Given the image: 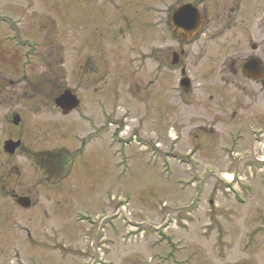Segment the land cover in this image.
<instances>
[{"label": "rangeland", "instance_id": "1", "mask_svg": "<svg viewBox=\"0 0 264 264\" xmlns=\"http://www.w3.org/2000/svg\"><path fill=\"white\" fill-rule=\"evenodd\" d=\"M172 1H163V16ZM108 3L0 0L2 58L30 53L26 70L19 62L6 74L9 64H0L1 75L14 82L3 86L0 142L19 136L31 151L3 158V167H10L5 180L31 190L38 201L33 211L60 215L43 222L61 233V242L82 250L95 238L93 251L108 243L102 247L112 250L114 264H264V94L251 112L258 119L247 123L255 127L239 130L245 112L235 105L238 96L221 89L230 78L221 73L224 61L234 56L239 66L250 54L264 60V8L249 4L236 14L230 0L224 10V4L209 6L208 20L215 23L185 47L193 86L185 107L170 91L179 72L172 78L165 72L157 100L153 12L139 22L138 12L126 10L129 21H119ZM224 11L236 24L223 41L218 20ZM162 35L164 54L178 50L165 28ZM253 46L261 52L253 53ZM65 90L81 101L66 117L55 105ZM20 112L32 134L7 133V119ZM47 152L52 160L66 157L68 166L43 169ZM12 210L1 203L0 220ZM37 212L25 218L37 230L33 237L43 233V212ZM77 217L97 223L79 225ZM22 241L15 244L16 237L0 228V264H26L30 251L21 249L17 257L10 250ZM35 253L40 264H59L55 254Z\"/></svg>", "mask_w": 264, "mask_h": 264}, {"label": "flooded vegetation", "instance_id": "2", "mask_svg": "<svg viewBox=\"0 0 264 264\" xmlns=\"http://www.w3.org/2000/svg\"><path fill=\"white\" fill-rule=\"evenodd\" d=\"M81 3L83 0H80ZM101 0H99L100 2ZM103 1V0H102ZM142 2H139L137 0H109L108 6L113 7L114 10L118 11V15L120 18H122L123 21H128L127 15L125 13L126 10H132L133 12H138L136 15V20L139 22H142L143 19V13H148L152 11L153 13L151 15L154 16V21L150 26H153V30H155V37L156 39V48H155V54H154V61L156 63L155 68V75H154V84L156 87L157 92V100H161L163 97V75L166 71H168L171 75L170 77H174V73H180V78L176 79V83L171 86L170 91L173 94L174 99L176 101H180L185 107L191 106V104H185L183 100L186 102L188 101V97L193 93V89L189 93H185L180 88V80L182 79V75L187 76L188 75V64L185 63L186 60H188L189 55L187 54V48L190 46V44L194 41V39H191L189 37V30L181 28L178 25L173 24V15L174 12L180 8L186 7V6H192L196 10H198L204 19L203 29L201 31V34L198 36V39L206 35V33H202L203 30H206V26H210L212 23H215L214 20H208V8L209 6L220 7V5L224 4L223 10L227 9V3H225V0H173L172 4L175 3V5L170 6L169 9H167L166 15L163 16V7L164 0H155L151 3H146L147 0H141ZM149 1V0H148ZM167 1V0H166ZM231 1V10L233 13L236 14H242L245 13L246 7L251 4V6L256 5L259 7L264 8V0H230ZM169 3V4H170ZM102 5H104L102 3ZM126 6H128V9H126ZM232 14L228 15L226 11H224V14H221L220 19L218 20L220 27H219V37L220 40H226L230 34V32L233 28H235L234 24H236V19H233L231 17ZM149 16V15H148ZM264 17V15H263ZM260 21H264V18H261ZM233 26V28H232ZM166 29V32L169 34L171 40L174 42V45L178 46V50H168V54H164L162 51V39H163V29ZM151 30V29H150ZM232 36V35H231ZM207 38V37H206ZM187 47V48H185ZM261 52V48L258 46L252 47L253 53ZM28 54V55H27ZM30 53H24L21 56L12 57L10 60H7L5 58H2V55L0 54V64L3 63L6 65L9 64V66H6L8 68H5L9 73L6 74H12L15 73L14 69L18 68L19 62L23 64V67L26 70V66L30 63L28 59H30ZM259 61V62H258ZM239 66L236 62V58L231 57V61L227 60L224 61L223 66L221 68V73H226L228 77H230L228 80L224 81L222 83L221 89L224 91L225 88L230 87L232 90H234L237 99L235 100V105L238 107V111L243 110L245 114H241L240 118L235 113L232 115V118H239L238 123H240L239 130H250L251 128L255 127L253 124L250 126L247 125L248 122L253 123L254 119L257 117L252 118L253 110L255 109V106H258V99L259 96L264 94V60L259 55L250 54L247 55L246 58L243 60V62H239ZM252 65V67H249ZM2 68V72H3ZM186 73V74H185ZM251 76V77H249ZM255 78V79H254ZM257 78V79H256ZM232 80V81H231ZM5 82V84L3 83ZM7 82V83H6ZM8 85L12 86L14 85V82L11 79L6 78L5 76L1 75L0 73V106L1 103H3V86L7 87ZM234 105V107H235ZM195 106V105H193ZM219 108V107H218ZM221 109V108H219ZM248 111L250 112L249 114ZM15 115H19L21 118V122L18 126H15L13 124V118ZM258 119V118H257ZM256 120V119H255ZM28 125V126H27ZM247 125V126H246ZM13 126V127H12ZM29 127L28 122H26L24 115L20 113H15L13 116H11L9 119H7V133H10V128H13L15 132H19L18 134H23V129L25 134H32V129H27ZM2 133L0 129V134ZM12 134V133H11ZM17 137H13L12 135L7 138V140L0 142V205L1 203H7L9 204L13 210L11 213H6L4 215V218L0 220V228L4 229L5 232H11L13 237H16V241L18 244V241L23 240L21 243V248H18L17 245L11 246L10 250L14 252V254L18 257L19 251L21 249L30 251L29 259H27L26 264H40V256L41 254H36L35 252L41 251L42 249L46 251L48 254H55L57 257L59 256V264H67V260L72 263V259L74 260V264H80L79 260L82 261V257H84V260L87 259L88 262L86 264H114V260L109 259L111 256L112 250H106L102 246H106L108 243L100 244V246L96 247L95 251H93V246L95 245V238L93 239V242L85 243L84 250H78L76 247L71 248L66 245L65 242H61L58 238L60 237L61 233L56 230L55 228H48L47 226H44L46 222L43 221H53L54 219H57L60 217V215L56 213L50 214V210H44L40 213L37 211H33L37 207V200H34L31 198V190L24 192L18 190L17 182L7 179L5 180L4 176L7 173V170L10 169V167L7 168L6 165L3 167V158L5 160L9 161L13 156H16L17 153L21 150V152L25 150H29L23 147H21L16 150L14 154L6 153L4 152V144L7 141H18L21 140ZM22 141V140H21ZM23 142V141H22ZM3 143V146H2ZM30 151V150H29ZM31 152V151H30ZM49 153H45L44 159L41 163L43 169L46 170V168L51 167L50 165H54L53 169L55 168V171H58L59 169H62L66 166H68V160L64 156H59L55 160H52L51 158H48ZM63 155H67L64 153ZM50 200V197L48 198ZM109 205L106 207L107 209L111 208V201L108 202ZM213 203V202H212ZM43 214L42 219H40L42 226L38 228L39 231H42L43 233L40 234V236L33 237V234L37 230H33V228L30 226L31 222L26 221L25 218L30 219L31 215L33 213ZM21 215V217H19ZM32 221V220H31ZM80 225L82 220L77 221ZM96 220L92 219L89 225L94 226L96 224ZM33 224V223H32ZM77 224V223H76ZM10 228V231L8 229ZM99 231V229H98ZM97 236H99L96 233ZM89 237V236H87ZM102 240H104V237H101ZM99 243V242H98ZM102 243V242H101ZM100 249V254L98 250ZM104 251H106L104 253ZM40 253V252H39ZM61 259V260H60ZM67 259V260H66ZM63 260V262H61ZM22 261V260H21ZM70 264V263H69ZM146 264V263H141ZM157 264H165V263H157Z\"/></svg>", "mask_w": 264, "mask_h": 264}, {"label": "water", "instance_id": "3", "mask_svg": "<svg viewBox=\"0 0 264 264\" xmlns=\"http://www.w3.org/2000/svg\"><path fill=\"white\" fill-rule=\"evenodd\" d=\"M198 13L196 10H187V9H181L175 13V20L176 25L179 26H188V28H192L194 30H197L200 28V26L197 27V21H198ZM194 23V24H193ZM249 67H252L250 65ZM188 84L187 82L185 85ZM55 104L58 108H60L63 111L64 115L69 114L74 109H76L79 106V100L75 95L72 94L71 91H65L61 96H59L55 100ZM21 122V118L16 115L13 119V124L15 126H18ZM22 145L21 141H8L4 144V152L14 154L18 148H20Z\"/></svg>", "mask_w": 264, "mask_h": 264}, {"label": "bare ground", "instance_id": "4", "mask_svg": "<svg viewBox=\"0 0 264 264\" xmlns=\"http://www.w3.org/2000/svg\"><path fill=\"white\" fill-rule=\"evenodd\" d=\"M226 180H230V179L227 178Z\"/></svg>", "mask_w": 264, "mask_h": 264}]
</instances>
